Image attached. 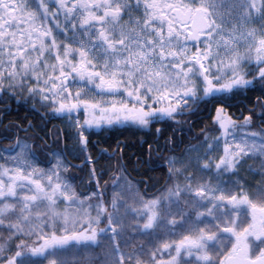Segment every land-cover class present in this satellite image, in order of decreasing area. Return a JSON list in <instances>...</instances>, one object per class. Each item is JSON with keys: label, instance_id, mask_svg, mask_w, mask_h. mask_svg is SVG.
<instances>
[{"label": "snow or ice", "instance_id": "snow-or-ice-1", "mask_svg": "<svg viewBox=\"0 0 264 264\" xmlns=\"http://www.w3.org/2000/svg\"><path fill=\"white\" fill-rule=\"evenodd\" d=\"M0 264H264V0H0Z\"/></svg>", "mask_w": 264, "mask_h": 264}, {"label": "trees", "instance_id": "trees-1", "mask_svg": "<svg viewBox=\"0 0 264 264\" xmlns=\"http://www.w3.org/2000/svg\"><path fill=\"white\" fill-rule=\"evenodd\" d=\"M21 115H23V113H21ZM13 119L15 118V116L12 117ZM76 163H79V161H76Z\"/></svg>", "mask_w": 264, "mask_h": 264}]
</instances>
